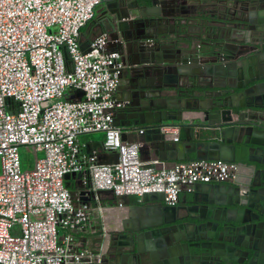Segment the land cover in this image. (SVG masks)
Segmentation results:
<instances>
[{
  "label": "water",
  "instance_id": "95a60500",
  "mask_svg": "<svg viewBox=\"0 0 264 264\" xmlns=\"http://www.w3.org/2000/svg\"><path fill=\"white\" fill-rule=\"evenodd\" d=\"M139 1L114 0L116 16L104 19L111 42L135 64L126 63L133 76L126 87L119 84L125 106L114 124L124 130L122 139L127 128H142L146 149L161 161L233 162L244 180L199 183L190 205H168L163 193L144 195L158 219L142 214L135 228L122 219V233H109L114 247L98 264H264V0H209L227 15L213 20L222 37L198 45L180 42L176 33L184 23L181 6L202 0ZM211 76L226 79L220 91L198 97L195 89L203 85L189 89V78ZM195 111L203 118L186 124V113ZM178 124L182 141L162 133L163 126ZM112 155L117 163L118 152ZM201 191L211 193L204 203Z\"/></svg>",
  "mask_w": 264,
  "mask_h": 264
},
{
  "label": "built area",
  "instance_id": "2783aa9c",
  "mask_svg": "<svg viewBox=\"0 0 264 264\" xmlns=\"http://www.w3.org/2000/svg\"><path fill=\"white\" fill-rule=\"evenodd\" d=\"M103 1L0 0V264L103 261L106 246L92 252L76 239L92 208L76 201L67 175L88 170L94 194L163 193L168 205L199 183L237 178L239 164L222 160L142 161L143 144L122 139L114 116L125 106L120 79L132 68L119 51L109 50L106 32L81 49V32ZM69 89L83 97L67 99ZM96 132L104 133L107 150L118 152L117 163L81 160L79 136ZM162 133L178 142L184 129L166 125ZM23 148L40 154L32 170H23Z\"/></svg>",
  "mask_w": 264,
  "mask_h": 264
},
{
  "label": "crops",
  "instance_id": "0c3cea01",
  "mask_svg": "<svg viewBox=\"0 0 264 264\" xmlns=\"http://www.w3.org/2000/svg\"><path fill=\"white\" fill-rule=\"evenodd\" d=\"M142 5L141 0L139 1ZM118 8L114 5V0H104L101 5L96 9V14L94 19L82 30L81 32V44L89 42L99 36L100 34L106 32L110 35V32L107 31V26L104 22L105 18H110L116 16ZM181 12L183 13L184 23L180 24L179 29L177 30V35H179L180 42H192L199 44L197 41H202L206 44L210 41H218L222 37L221 30L219 29L217 23H214L213 20H218V17L227 16L223 9H220L219 6L213 1L202 0L201 3L195 4H183L181 6ZM109 50H116L122 54L123 61L127 65L135 66V64L130 62V58L126 49L116 46L114 43L109 44ZM133 76L131 73L125 71L120 79V88L126 87L129 83V78ZM224 78L219 77H198L189 78V89L191 86L203 85L205 90L209 91H220L221 88H218V84H224L226 81ZM212 86V87H210ZM199 89V87H196ZM75 98H82L83 94L81 92L75 93ZM122 97V94L119 93V99ZM187 105H195V103H186ZM203 113L200 112H191L186 113V124L193 125L198 123V118H203ZM196 118V119H193ZM179 125V124H178ZM142 129V128H140ZM140 129H130L125 130L127 134L128 141H138L142 143L140 154L142 161H151L156 158L155 154L152 151L146 149V142L141 138ZM184 129V128H183ZM124 131V130H123ZM185 138V132L181 135L180 141ZM81 152L80 158L83 162L88 161L89 157L97 156L99 163L102 164H111L115 156L112 155V152L107 150L105 147V135L102 132H96L93 134H84L78 138ZM106 161V163H104ZM174 161H169L173 163ZM65 185L73 193L76 201L88 203L91 208V219L88 225L82 229L75 232V236L79 244L84 248L92 251L99 252L101 251L103 245L106 246V250L110 251L113 249V245L110 241V234L112 232L119 231L122 233L123 225L122 219L130 221L129 227L135 228V221L141 218L142 214L144 217L151 219H158L159 216H151L148 212L149 204L144 202V198H139L137 196L131 195L126 197H117L115 195L108 194H94L90 192L91 189V176L88 170H84L78 175H70L65 178ZM196 188L193 192H183L180 195L181 202L188 201L189 205L194 196ZM211 195L210 192L201 191L198 195L200 202L204 203L206 199ZM122 203L123 207H119V204ZM183 204V203H182ZM185 205H188L185 204ZM192 205V203H191ZM138 206H145L143 209H137ZM100 208H108L103 210L101 213ZM137 209V210H136ZM127 231L124 233H130ZM104 237V240H103ZM106 237V240H105Z\"/></svg>",
  "mask_w": 264,
  "mask_h": 264
},
{
  "label": "rangeland",
  "instance_id": "374dc122",
  "mask_svg": "<svg viewBox=\"0 0 264 264\" xmlns=\"http://www.w3.org/2000/svg\"><path fill=\"white\" fill-rule=\"evenodd\" d=\"M21 156L23 161V170L29 171L34 168L36 158L40 156V154H36L34 150H32L31 148L28 149L23 148L21 149ZM0 167H1V160H0Z\"/></svg>",
  "mask_w": 264,
  "mask_h": 264
},
{
  "label": "trees",
  "instance_id": "16d2710c",
  "mask_svg": "<svg viewBox=\"0 0 264 264\" xmlns=\"http://www.w3.org/2000/svg\"><path fill=\"white\" fill-rule=\"evenodd\" d=\"M196 90V92H197V94H198V97H201L202 96V93L205 91V89L204 88H199V89H195ZM69 91V92H68ZM67 91V93H66V98L67 99H71V98H75V93H77L76 92V90H74V89H69Z\"/></svg>",
  "mask_w": 264,
  "mask_h": 264
},
{
  "label": "flooded vegetation",
  "instance_id": "af4514ba",
  "mask_svg": "<svg viewBox=\"0 0 264 264\" xmlns=\"http://www.w3.org/2000/svg\"><path fill=\"white\" fill-rule=\"evenodd\" d=\"M241 173V174H240ZM237 180H241V181H243L244 180V177H243V175H242V172L240 171L239 172V174L237 175V178H236ZM231 182H233V181H228V182H226V183H223V184H231ZM180 201V200H179Z\"/></svg>",
  "mask_w": 264,
  "mask_h": 264
}]
</instances>
